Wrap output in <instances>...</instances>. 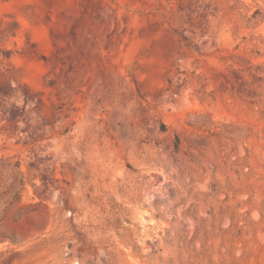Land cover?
Masks as SVG:
<instances>
[{"label": "rangeland", "instance_id": "rangeland-1", "mask_svg": "<svg viewBox=\"0 0 264 264\" xmlns=\"http://www.w3.org/2000/svg\"><path fill=\"white\" fill-rule=\"evenodd\" d=\"M0 264H264V0H0Z\"/></svg>", "mask_w": 264, "mask_h": 264}]
</instances>
